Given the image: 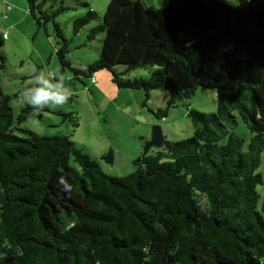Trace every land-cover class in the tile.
I'll list each match as a JSON object with an SVG mask.
<instances>
[{
  "label": "trees",
  "instance_id": "trees-1",
  "mask_svg": "<svg viewBox=\"0 0 264 264\" xmlns=\"http://www.w3.org/2000/svg\"><path fill=\"white\" fill-rule=\"evenodd\" d=\"M45 1L26 0L27 12L53 35L61 71L70 69L72 78L107 70L117 87L143 90L142 105L156 118L198 87L216 90L217 107L187 106L189 137L165 139L135 170L113 176L70 135L19 128L32 108L24 104L14 118L0 90V264H262L256 170L264 149V0H169L157 8L110 0L102 17L88 8L72 21L77 33L98 20L88 41L103 35L98 57L79 66L56 21L72 7L60 2L49 10ZM144 67L147 77L128 76ZM158 88L168 96L153 109L147 101ZM54 112L79 125L75 112ZM238 117L252 134L246 144ZM102 158L112 162V150Z\"/></svg>",
  "mask_w": 264,
  "mask_h": 264
},
{
  "label": "rangeland",
  "instance_id": "rangeland-1",
  "mask_svg": "<svg viewBox=\"0 0 264 264\" xmlns=\"http://www.w3.org/2000/svg\"><path fill=\"white\" fill-rule=\"evenodd\" d=\"M83 1H86L88 6L78 5L75 0H46L44 3V8L49 10L55 9L60 2L72 7L58 15L56 21L64 35L71 38L68 57L73 66L94 61L99 55L103 37L102 33H99L93 40H87L90 27L98 24V20L84 25L74 33L73 19L88 8L95 10L99 17H102L110 0ZM146 1L156 8L169 2V0ZM7 7L10 10H6ZM26 9V0H0V32L5 33L3 44L0 46V54L4 56L3 67L0 58V90L9 96L13 117L16 118L24 105L20 102L19 93L29 85V73L33 66L44 70H58L64 75V83L73 90L74 95L66 104L54 109L46 108L43 111L31 109L28 117L19 123V128L46 136L68 134L77 146L98 161L105 173L123 176L135 170V162L144 152L154 126L160 127L162 133L167 136L166 140H182L193 132L187 106L207 113L216 111V90L212 88L198 87L190 98L179 95L177 104L169 108L167 115L156 118L142 105L145 99L143 90L117 87L111 81L110 72L107 70L94 72L92 75L94 81L84 76L79 79L72 78L70 69L64 68L61 71L53 35L48 36L44 28H37ZM4 14L8 17L6 18ZM47 29L52 34L51 23L47 25ZM122 67L118 66V69ZM149 69L150 67L137 68L131 70L128 76L147 77ZM167 96L164 88L154 89L150 91L147 105L153 109L164 107ZM55 109L75 112L79 125L74 128L72 122L55 113ZM33 120L39 123L33 124ZM15 132L23 134L19 129ZM236 132L243 137L245 144L252 135L239 117ZM109 150H112V162L102 158ZM256 171L263 179V182L256 186L260 206L264 201V149L260 154V164ZM261 263L264 264V257Z\"/></svg>",
  "mask_w": 264,
  "mask_h": 264
},
{
  "label": "clouds",
  "instance_id": "clouds-1",
  "mask_svg": "<svg viewBox=\"0 0 264 264\" xmlns=\"http://www.w3.org/2000/svg\"><path fill=\"white\" fill-rule=\"evenodd\" d=\"M29 75V85L20 91L19 99L34 111L62 106L74 95L73 90L65 85L64 75L58 70H44L33 66ZM32 123L37 124L39 121L33 120ZM57 182L63 191H72L73 185L65 177H59Z\"/></svg>",
  "mask_w": 264,
  "mask_h": 264
},
{
  "label": "water",
  "instance_id": "water-1",
  "mask_svg": "<svg viewBox=\"0 0 264 264\" xmlns=\"http://www.w3.org/2000/svg\"><path fill=\"white\" fill-rule=\"evenodd\" d=\"M164 135L160 129L159 126H154L152 130V134L150 139L146 142L145 147H144V152L141 155V158L145 155V153L148 151V149L151 146H156L158 147L161 145V143L164 141Z\"/></svg>",
  "mask_w": 264,
  "mask_h": 264
},
{
  "label": "crops",
  "instance_id": "crops-1",
  "mask_svg": "<svg viewBox=\"0 0 264 264\" xmlns=\"http://www.w3.org/2000/svg\"><path fill=\"white\" fill-rule=\"evenodd\" d=\"M6 10H10V9H8V7H7V9ZM27 10V9H26ZM24 11V10H23ZM8 12V11H7ZM11 12H12V10H11ZM8 14V13H7ZM7 14H4V16L7 18L8 16H7ZM2 35H5V33H3ZM3 38H5V36H3ZM123 94H125V93H123ZM163 135H164V139H167V136L163 133ZM155 149H157V147L156 146H151L149 149H148V151L149 152H152L153 150H155Z\"/></svg>",
  "mask_w": 264,
  "mask_h": 264
},
{
  "label": "built area",
  "instance_id": "built-area-1",
  "mask_svg": "<svg viewBox=\"0 0 264 264\" xmlns=\"http://www.w3.org/2000/svg\"><path fill=\"white\" fill-rule=\"evenodd\" d=\"M9 8V7H8ZM3 36H5V35H3ZM92 80L94 81V78H92Z\"/></svg>",
  "mask_w": 264,
  "mask_h": 264
}]
</instances>
